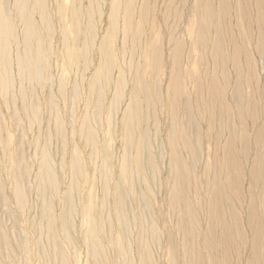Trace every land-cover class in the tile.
<instances>
[{
  "label": "rangeland",
  "instance_id": "rangeland-1",
  "mask_svg": "<svg viewBox=\"0 0 264 264\" xmlns=\"http://www.w3.org/2000/svg\"><path fill=\"white\" fill-rule=\"evenodd\" d=\"M195 13L188 0H0V29L17 36L0 39L11 57L0 59V264H145L136 241L144 204L161 229L152 263L185 264L169 248L185 241L169 200L181 166L192 173L199 248L210 225L201 195L235 192L234 171L242 237L255 234V199L262 228L252 173H264V69L232 48L224 54L239 56L238 67L215 65ZM28 42L39 66L32 79L21 76ZM233 151L240 156L225 168L219 161ZM182 224L187 238L197 235L185 212ZM234 246L232 264H248L244 242Z\"/></svg>",
  "mask_w": 264,
  "mask_h": 264
},
{
  "label": "bare ground",
  "instance_id": "bare-ground-1",
  "mask_svg": "<svg viewBox=\"0 0 264 264\" xmlns=\"http://www.w3.org/2000/svg\"><path fill=\"white\" fill-rule=\"evenodd\" d=\"M186 1L187 0H184V3ZM188 2L193 8H195L196 22L200 31L199 40L202 42L201 45L212 51L215 65L218 63L226 65L229 61H231L238 67L237 60H240L239 56L228 58L224 54L225 50L232 48L236 49L240 55H243L247 59L249 67H251L254 62L256 68L259 66L261 70L264 69V0H188ZM1 29L0 39L2 42H10L13 38L17 39V36L10 32L6 26H3V28L1 27ZM87 34H91V31ZM36 35L38 36L37 31ZM22 43L19 49L21 48L24 60H22V62L28 70H25L21 76L22 78L26 77L28 79L37 78L39 66L32 63L31 60V51L34 42H28L26 49H22ZM251 51L254 54V59L251 55ZM255 54H258V60H256ZM0 59H5L8 62L11 61L10 55L3 50V48L0 49ZM7 61L6 63L1 62L6 70H8ZM211 84H215L213 78H211ZM217 89L218 88L214 87L213 91L218 93L220 89ZM129 115H133V113L131 112ZM135 115H137L136 112ZM131 119L132 117L130 116L129 120ZM134 125L135 120L134 122H129L127 125L129 139L133 134L134 128L132 127ZM221 136L223 138L224 134L222 133ZM92 141H95L94 137L92 138ZM239 156L240 155L237 151H233L227 154L225 158L221 159L219 162L224 164L226 168V166H232L228 164L236 162ZM48 158L45 160L46 164L51 161ZM260 159L262 160L263 158L260 157ZM141 167L145 168L146 162L141 163ZM252 175L255 178L254 186L262 190L260 203L264 207V173L260 171L259 167H256ZM44 176V178L48 180L54 177V175L49 173H45ZM191 176L192 173L189 175L187 168L181 166V171L178 174L174 173V186L169 193L171 208L176 214V225L185 239L181 248L176 246L175 243H172L169 246L173 260L174 255H177L178 258L182 255L185 264H206L207 262L205 260L207 258L211 264H220L225 261H228V264H232V257H237L239 255V252L234 245L236 241L240 239L245 244L244 249L249 252L247 257L248 264H264V215L262 218L261 228L259 213L257 210L260 204L257 199H255V203L252 206V214L254 218L252 219V224H250L255 230V234L251 240L244 239L242 234H245V230L240 226L237 220L238 215L240 214L237 206H243V196H241L239 192L240 178L238 177L237 171H234V180L232 184L233 188L237 185L235 192L233 189L229 190V192L218 190L214 191L215 193L211 196L210 194L207 196L201 195V204H204V202L207 204V212L209 213L207 217L210 221V225L208 226L205 234V246H203L202 249L199 248V241H202L198 232L200 219L199 216H196L194 199L191 194ZM144 179L147 180L146 176ZM43 193L45 194V192ZM122 196V192H119L117 195V200L121 208L119 218L125 225L128 226L130 220L128 219L127 210L124 206ZM140 207L141 229L136 236V241L139 246L140 261H143L145 264H153L151 259L152 245L154 243L158 245L161 229L156 227L153 222L154 220L151 219L148 212V205L144 204ZM187 207L189 210H187ZM182 212H185L193 221V230L197 235H192V238H187L186 235H184V230L181 228L183 225ZM226 217L231 220L225 222L224 219ZM89 239L91 240L93 252H96L97 254L101 252L100 250L103 248L102 238L99 236V232L96 228H94L90 233ZM200 250H204L208 253V256L205 259H203V256L202 259L199 258V255H201ZM44 253L46 255L50 254L45 246Z\"/></svg>",
  "mask_w": 264,
  "mask_h": 264
}]
</instances>
